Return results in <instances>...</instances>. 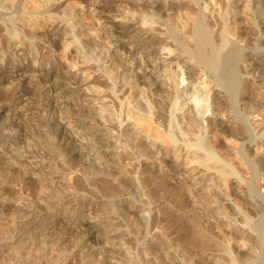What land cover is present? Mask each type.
Segmentation results:
<instances>
[{"label":"bare ground","instance_id":"6f19581e","mask_svg":"<svg viewBox=\"0 0 264 264\" xmlns=\"http://www.w3.org/2000/svg\"><path fill=\"white\" fill-rule=\"evenodd\" d=\"M3 1H7V0H2L1 2H3ZM89 1H91V6L90 5L89 6L92 8L93 11H96V12L99 11L100 8H103V7L104 8L105 7L111 8V7L115 6V4L120 3V2L123 3L125 8L132 9V11H134L133 9L136 10L137 7L140 9L149 8V7L145 6L147 3H149V4H147V6L150 5L151 7L149 9H147V11H149L148 13H150V14L148 15V18L146 19L147 21L144 24L142 23V25L138 21H136V19H134L135 17L133 15L129 16L128 19H125L126 21H122V22L118 21L117 23L115 22L112 25L113 28L116 29L115 30L116 33L121 32V35H120V39L112 38V40H110L109 47L113 46L111 52L102 53L103 49L101 48L100 52L95 53V50L97 49V47L91 46V50H89L88 52L85 51L88 53L86 55V57H88V58H86L82 54L80 56L78 55L77 57L74 56L73 66L78 68L77 70L80 72V74H84L85 72H89V73H91V75H87V77H82V76L78 75V73H77L78 71L76 73H73L71 76H69L70 74H68L66 76L64 75L59 84H57V83L51 84L48 88H46L42 92V94H45V96L47 97V96H50L49 94H51V93L52 94L54 92L55 93H61V92L65 91V93L68 94V98H67L68 100L67 101L64 100L63 104L65 107H67L69 109V111H71V116L70 115L68 116L69 118L71 117L68 124H71V123L75 124V122H82V123H84L83 127H85L87 124H90V126L94 125V127H97V131H96L97 135H93L92 134L93 132L92 133L90 132V134L93 135V137L95 139V141H92V142H95V143H93L94 145H92V147H93L92 149L88 148L89 154L86 155L87 163H88L87 168H88V166H89V168L94 167L95 170L98 169L99 172L102 173L101 170L103 168L100 167L101 162H103L102 159H105L106 157L109 156V157H112V159L114 158L113 160H115V158H118V160L120 162H123V160H122L123 158L127 159L133 155L132 151H128V150L124 149L125 151H123V152L120 150L121 154H119L120 152L118 153L121 156H117L115 154V152L111 150V147H112L114 142L112 143L111 141H109V139H108L109 137L108 138L106 137L109 129L115 131V136H117V139H119L121 141L125 140V142H127L126 144H128L131 140L130 145L133 144L134 146L139 147V148L141 145L144 146L142 144L143 143V141H142L143 136H141L142 135V134H140L141 132L140 133L138 131L132 132L133 131L132 128L135 127L134 124L132 125L133 120L131 121L129 119L124 118L119 122H116V121L114 122V120L110 119L112 117L109 116L110 118L108 119V116H105V119L107 118L108 120L106 123H104L102 121L104 123V124H102L99 121L97 114H99V109L100 110L103 109L104 106L103 105L95 106L94 105L95 103H92L91 101L93 99L95 100L96 97L94 98V96H92L93 94L90 95L86 91H84V86H86V85L92 86V87L97 86L98 88H102V87L106 86V88H107L108 84H111V83H110V80L108 79V74H107L108 70H107V66H106L107 63L106 62L108 61V63H109V60H110L109 65H112L113 62H116L115 59H117L118 56H121V55H119V54H121V52H124V53L126 52V53H128L125 56V59H127L126 60L127 62L125 61L124 63H128V61H129L128 64L129 65L131 64L132 66L131 65L130 66L133 67V69H135V72H134L135 73L134 79H136L135 81H137V80L143 81L144 80V82H146L152 86L154 85L155 91L153 92V94L156 95L159 98V100L161 99V101H162L161 103H158V104H160V106H162V108H161V109H163L162 112H164L165 114H163L164 116L161 114L162 112L160 114L162 117H165L168 120L169 125L172 128H175L173 138L170 140V141H172V145L173 146L175 145V139L174 138L179 137L180 139H182L184 142V144H183L184 146L182 148V150L184 149V152H183L184 155L187 158L189 157V159L193 157L192 163L194 165H196L197 167H199L200 169H202V171H203V173H201L200 171L195 172V174L192 176H189L190 173H188L189 177L187 180H193L194 181V182L192 181L193 186L196 185V188H195L196 193H194V194L191 193L194 190H192L190 192L192 194V197H196L197 199L200 198V199L208 200L207 199L208 197H206L207 193H206V195L202 194L204 192H201L200 189H201V186L203 184L202 180H204L205 177H210V176L212 177L213 174H215V175L219 174V175H221L219 177L223 176L227 180V182H226V180L223 178L224 179L223 181L228 183L227 187L229 188V190H228L229 192L227 195H229V197H230L228 199H231L233 194H235V197H236V191H237L238 187H239V189L241 188L240 190L241 191L243 190L242 193L244 194V192H245V194L247 196L246 200H248L247 204H249V205L245 206L244 208L242 207V211H243L244 216H245L244 220L246 221V224L248 225L247 226L248 231L251 232L256 237V244L255 245H251L250 243H245V244H247L248 247H251V248L253 247L254 254L252 255V257H248V255L245 257L244 255H242V253L236 254L234 257H233V255H232V257H229V255L231 254L230 253L229 255L225 256V257H229L228 261L226 259L227 264H264V196L261 195V193L259 191V189H260L259 184L260 183L257 182L258 180L259 181L262 180L264 182V161L262 160V162H260V161H257L251 157V155H252L251 154L252 153L251 152L252 151V148H251L252 141L255 140L254 139L255 137H263L264 136V102H261L260 99H259V101L257 99L258 102L255 101V102H257L256 106H255V110H256V112H257V110H259L261 112L262 120L259 121L258 123L254 124L253 122H255V121H253V122H251V120L249 121L247 116H246L247 110L250 109L249 107L251 106V105L249 106L248 104L251 102L247 101L246 103H248V104H244L245 106L244 105L240 106V103H242V102L244 103V101H246V99L244 100L242 98L243 97L242 93H243V91L244 92L246 91V90H244L243 86L247 82V80H246L247 78L240 76L238 78L235 77V80H233V81L229 80V81H231V83H229L228 87L230 89H232L231 91L228 88H226V85L222 80V74L224 72L226 73V71L227 72L229 71L231 74L232 73H235V74L237 73L236 75L241 74L242 69H240L238 67V62H243V61L248 62L247 64L245 62L242 63V68L246 65L247 68L250 69V71H248L247 74L252 73V75H253V73L255 74V72H257V71L260 72V70L264 69V57L261 56V52H259L258 55H256V56H253L251 53L252 49L258 50V51L264 50V41H263V36H262V34L264 33V22L263 21L261 22V20L259 19L260 15H261V13H260L261 7L264 6V0H243L244 1L243 2V9L245 10L244 12H247L246 16H249V18L252 20L251 26L248 22V24H249L248 26L250 27V28L248 27L249 29L246 27L244 29L242 27L245 32H249L253 36V38H249V39H247L248 38L247 37L246 40L244 39L245 37H243V34L241 35V32L239 31L238 27H237V29H234L233 32H232V29L230 30V28H231L230 26L233 25L232 27H235V25H234L235 22H232L233 18H231V15H230L231 12H230V10L228 11L229 5L230 4L233 5V3H234L232 0L226 1L225 4H223L224 2H222L223 5H221V6H219L215 0H190L187 2H181L180 0H177L175 7L176 6L187 7L189 9V11L187 13L189 16L187 15L188 18H186V19L181 17V19H179V22L177 21L178 23L175 22V23H171V24L167 20L162 19V17H161L162 16V14H161L162 9L156 8L159 5L160 0H89ZM167 1H169V0H167ZM24 2H25V0H10L9 6L8 5L3 6L4 4H6V2L3 5L1 4V6H0V79L6 80L9 77H12V76L14 77L16 75V73L18 74L19 70H21L24 67H27V70H25V72H23V73L20 72L21 78L20 77L19 78H20V80H24L23 84L26 85V88H29V84L31 82H33V76L31 74H32V71L35 70V66L33 65V63H35V61L37 60V59H35L34 53L39 48L43 49L44 43L42 44V42L45 39H47V41H49V43L51 42L50 44L52 45V46H49L47 48V50H49L51 55L49 56V58L44 60V63L42 65H40L41 70L39 72L40 76L44 77L45 80L49 81L50 78H52V76L55 75V73H56V75H58L61 72L59 69L61 64H60V62L57 61L55 56L54 57L52 56V53L55 50H57L58 46H60V44H61L60 40H61V38H63L62 36H64L63 35L64 32H65V34L68 31L70 32L69 33L70 38H69L67 43H71V44L73 42L75 43V41L77 39L72 38V30H71L72 28H70L71 26H66V24H63V23L61 24V22H63L64 19L60 20V19H58V17L56 18L53 16L57 13L56 8L59 7L58 6L59 2H57L56 0H48V1L44 0V2H42L40 4L41 5L40 8H37L36 4L34 3L33 5H35V6H33V8H32L30 5V7L32 9L27 10V11H26V9H24L25 7H27L26 2H25L26 5L24 4ZM215 4H217V7L215 6ZM23 5H24V7H23L24 12L21 13L20 11H21ZM233 6L235 7L237 5L234 3ZM173 7L174 6H170L165 11L167 12L168 10H172ZM235 8H237V7H235ZM62 11H63V9H62ZM68 11L69 12L71 11L72 15L71 14L70 15L72 18H74L76 16L74 14L75 12H73L72 8ZM25 12H28L27 17L25 16V18H27V22H26V24L23 23L24 27H20L18 24V21L16 20L19 17H17V16L15 17L14 15L20 14L22 16V14L24 15ZM46 14H48V16L51 17V21H53V22H49L48 27L46 26L47 29L44 28L45 23L47 24V22H44L45 21L44 15H46ZM133 14H135V13H133ZM63 16H64V14H63ZM138 16H140V15L138 14ZM230 19H232V20H230ZM20 20L21 19H19V21ZM234 20H236V19H234ZM20 22H22V21H20ZM231 22H232V25H231ZM102 24H103V22H102ZM106 25H108V24H106V22H105V25L103 27L105 28ZM245 25H247V23ZM111 30H113V29L111 28ZM143 34L146 35V37L141 38L143 36ZM76 35H77V33H76ZM81 36H82V33H81ZM81 41L82 40H80V42H76V44H74V45L85 47L86 44L81 42ZM33 42H35V45L33 44ZM24 43H28V46H29V54H27V55H26V53L25 54L23 53L24 49L22 48V46ZM18 45L20 46L18 49L16 47H14V46H18ZM69 46H71V45H69ZM59 48H62V47H59ZM89 49H90V47H89ZM66 50H67V48H66ZM157 51H158V54L155 53ZM173 51H176L177 54L173 55ZM106 53H107V55H106ZM139 53L141 54V55H139V56H141V62H140V59L138 57ZM154 53L158 55V57L156 56L157 59L154 58L155 57ZM189 54L193 55V58L190 57L193 60L186 58ZM60 55L62 58L66 56V55H64V51L59 52V56ZM105 55L107 57H105ZM83 57H85L86 60L83 59ZM65 59H68L67 56ZM244 63H245V65H243ZM177 65L182 66V70H184L186 78L191 79L190 80L191 84L184 89H181L178 87L179 77L181 74L176 69ZM112 66L114 67V65H112ZM112 66H111V68H112ZM125 66H126V64H125ZM148 67H150L152 70H154L156 72L154 80L153 79L151 80L152 77H150V74L147 76H146V74L145 75L142 74V73H144V71H142V69L143 68L147 69ZM244 68L246 69V67H244ZM108 69H110V66L108 67ZM196 69L199 71V74H198V72H195ZM249 69H247V70H249ZM243 71H244V69H243ZM243 71H242V73H243ZM110 72H113L112 69ZM138 73H140V74L138 75ZM231 74L230 75L228 74V75L230 77H232L233 74L232 75ZM197 75L199 78L197 77ZM203 75L204 76L206 75V79L208 81L214 83V85L219 89V91L223 92V95H226L225 91L230 93V94H228V97L226 98V99H228V102L231 101L232 98L235 100L233 104H229L230 102L228 103L230 105L228 110L230 109L229 111L232 112L231 114H233V119H237V121H238V122L236 121L237 124H233L234 123L233 119L229 120L227 123H224L223 121H217L218 119L216 120V119H214V117H212L208 121V123L210 125L209 131L205 130V128L203 126V120H204V112H205L206 108L208 106H212L211 110H214V109L216 110V108L218 109V108H221V106L226 105L227 101H225L226 104H224V102L221 100V98L224 97L223 95L221 98H220V96H218L220 99L219 98L217 99L216 95H215L216 93H214L213 97H210L209 93H210L211 88H210V86H208L209 82H206L207 80H202ZM195 76L198 79H201L202 81L200 82L198 80L199 82H195L192 79ZM230 77H229V79H231ZM225 79H226V77H225ZM234 81H236V82L234 83ZM250 82H253V81H250ZM247 87H249V86H247ZM21 90H26V89L21 88ZM181 93H184L185 96L189 95L188 97H186V98H188L189 104L185 105V104L179 103L177 105V103L180 99V96H182ZM27 94H28V92L25 91V95H27ZM58 95H60V94H58ZM229 95H231V96L229 97ZM241 95H242V97H241ZM69 98H70V100H69ZM250 98H252V97L250 96ZM48 99H49V97H48ZM248 100H250V99L248 98ZM158 102H160V101H158ZM107 107H108V105H107ZM169 107H170V111H169ZM7 109L9 111L10 110L12 111L11 105L6 106L5 108H2L0 110V114L4 113V112L7 113ZM215 110L213 112H215ZM9 111H8V113H9ZM251 111L248 113H251ZM16 113H15V115H16ZM252 113H254V110L252 111ZM7 114L4 113V115H3V116H5V119H6V117L9 118V116H10V115L8 116ZM11 115H13V114H11ZM19 118H20V116H19ZM164 120L165 119H163V121ZM165 123H166V121H165ZM65 124H67V123H65ZM47 126L48 127L46 129H44V131H43V135L45 137L49 138L50 142L48 143L46 141L48 143V144H46L45 142L41 143L43 140L41 142L34 141V143L38 145L37 148H39V153H37V155L39 157L43 156L47 153H48V155H49V153H51L53 155V153L59 152L60 149H62L63 143L65 142L66 135L69 134L68 133L69 130L66 129L63 126V124H61V123L56 124V125H52V123L48 122ZM121 126H123V128H122L123 130L122 129L120 130ZM18 130H21V129L19 128ZM164 130H166V129H164ZM219 130H223L224 132L227 131V132H230V134L231 133L234 134V135L232 134L231 136L234 137L236 144H237V147L239 146L238 150L236 149L237 150L236 152H239L238 155H240L242 157V161L246 165L243 168H246L247 169V170L245 169L246 171H243V170L241 171V169H239L236 165H234L236 163L233 164L232 163L233 161L231 162V160H229L232 156H229L227 154L228 151H226L225 154L229 157H227L224 154V151H225L224 149H223L224 151H222L221 149L216 147V144L214 143V140L212 138L213 135H209V133L210 132H215V133L217 132L218 133ZM96 132H94V133L96 134ZM37 133H39V132H37ZM138 133H139V135H138ZM92 142H91V144H92ZM110 142L112 143V145ZM67 145H70V143H67ZM76 146L77 145L74 144L72 149H70V150L68 149L69 151H67V155L70 154L68 156L65 153H61L62 159H63L61 161H64L63 162L64 164L69 165V162H71L72 160L78 158L80 155L83 154L82 153L83 150L81 149L82 150L81 151L79 149H76L78 147V146L77 147ZM175 146H177V145H175ZM13 147L18 148L20 146L16 144V146H13ZM153 147H155V146H153ZM149 148H147V150L145 148V150L147 151L146 156L149 155V157H150V154H151L150 152L153 149H155L156 147L155 148L151 147L150 149ZM140 149H142V148H140ZM148 149H149V151H148ZM20 150L21 149H19V151ZM76 151H79V153H80V155H78V157H77V155L75 156ZM148 152H149V154H147ZM12 153L13 152H9V150L0 153L1 158L4 161L3 163H5L8 166H10V165L11 166H14V165L18 166L20 168V170H22L23 174H25V175H31V173L33 174V172H35V168L33 170L29 169L23 162L21 163V162L17 161L16 156ZM143 153H145V152H143ZM153 153H155V152H152V155H154ZM90 154L93 155V158H90V156H89ZM181 156H183V155H181ZM53 157H55V156H53ZM57 157H56V160H57ZM132 157H134V156H132ZM131 159H133V158H131ZM76 163H77V161H76ZM61 164L62 163H60V165ZM72 165H74V164H72ZM72 165L68 166L66 169H73L74 167ZM102 165H103V163H102ZM236 168H237V172H234V170ZM98 170H96V171H98ZM128 170L129 169L127 168V171ZM83 171L84 170L81 171L80 169L75 170V172H76L75 175H77V174H78V176H80L79 174L86 175V172L88 174L87 170H85L86 172H83ZM126 172H124V173H126ZM131 172H133V171L131 170ZM12 173L14 174V172H12ZM129 173H130V171H129ZM192 173H193V171H192ZM197 173H200V175L197 176L196 175ZM116 174L118 175V173H116ZM8 175H10L9 171H7V170L2 171V169H1L0 182L2 180H4L6 177H8ZM124 175H126V174H124ZM78 176H76V178ZM128 176L129 175H127V178H128ZM83 178H82V180H83ZM198 178H200L201 180H198ZM79 179H81V178L79 177ZM79 179H77V180L79 181ZM132 179H133L132 177H130L126 180L124 178L123 180H125V181L121 183L122 188H125L127 190L129 189V192L133 193L131 196H129V195L125 196V195L121 194L120 193L121 191H119V189L118 190L116 189L117 187L120 188L119 186H117V184H116L117 187L115 189L119 193L118 194L114 193L113 192L114 190L113 191L110 190V189H114L112 187V184L110 182H109L110 184H107L108 182H106V185L108 186L107 189L110 188L108 193L103 191V193L99 192V195H97V196L95 195V196L88 197V195L86 193L80 192V190L82 188H83L82 190L85 189L82 184H78L77 181H73V182L70 181L71 182L70 187L72 189L70 192L72 193V195H70V196L68 195L69 197L65 201H62V199H60V195L63 191H66V189L69 188L70 184L67 185L68 182L66 185L61 182V184L64 185L63 188L58 189V190H52V191H48V189H46L47 191L44 190L46 187L43 188L42 184H41L42 187L40 185H38L41 187V189L39 187L40 190L37 191L39 193L37 199L40 201L41 204L43 203L44 210L40 209L41 210L40 215L38 214L36 216H31L32 218H30V219H29V215L31 212L29 213V211L27 210L28 211L27 214L25 213L26 216L25 215L20 216L21 217L20 219L14 220L12 223H10V225H11V229L13 232L12 235L13 236L14 235L16 236V234L20 235L22 233V231L25 230L26 227L29 228V225L33 222V219L35 217H37V219H36L37 222H39L41 224V227L43 226V228L40 229V230H42L43 236L40 235L41 237L37 238L36 241L35 240L32 241L29 244L30 247L27 250H22L19 253L17 251L18 256L22 257L23 261H29L30 257L25 258L24 256H29L31 253H33L34 249L36 248V250L39 251L38 256L45 257L46 256L45 254H48V252H49L47 247L45 246V243H46L45 238H47V234L53 236L54 235L53 232L54 233H64L67 230H70V231L76 230L78 233L79 231L84 229L83 231H85V232H84L83 238L80 237L81 239L77 241L74 253L71 254L74 256L72 257L69 254L72 258H74V260L76 259V261H75L76 264H108L109 260L115 259V258L117 259L116 260L117 262L119 261V259H123V262H120V261L118 262L121 264H140L138 260L142 259L141 257H143V261H145L146 263L148 262L147 258L148 259H149V257L152 258V262H148L149 264L150 263L151 264H211L210 261L204 262V263L198 262L199 260L196 261V259H197L196 255H198V251H197L198 249L199 250L201 249L200 250L201 252H203V251L207 252L208 253L207 255H209V257L211 259H213L214 255L216 253L215 249H216V243L218 240H216V243H215V241H214L215 239H213V236L211 235L212 232L210 233V231H208L206 228H204L202 226V222H200V220H201V218L199 219L200 216H196V214H197L195 212L196 209L193 211V205L191 207L189 206L191 204L189 202H191V200H192L191 198H189L190 193L187 194L186 192H184L180 189L179 190L180 191L179 196L177 194L176 195L177 197H176L172 194H166L168 191L165 194H162V192L160 194H158V193H155L157 190L156 191L154 190L155 192H153L152 191L153 189H149L151 191H147V192L145 191L146 192L145 194L148 193L146 195V197L144 196L145 198H142L139 203H136L135 200H137V197H138V196L136 197L137 192H136V190H132V189L137 188V190H138V187H133ZM135 179L147 187H148V184H150L147 182L148 178L144 179V180L138 179V178H135ZM135 179H133V180H135ZM215 179H216V177H215ZM90 180H91V178H90ZM209 180H211V179H209ZM15 181H16V179H15ZM182 182H183V180H182ZM5 183H7V182H5ZM208 183H209V181H208ZM214 183H216V181ZM91 184H92V182H91ZM92 185H94V184H92ZM113 185H115V183ZM134 185L137 186L136 184H134ZM24 186H25V184H24ZM181 186H183V185H181ZM59 187H61V186H59ZM96 187H97V185H96ZM32 188H33V186H32ZM215 188H217V187L215 186ZM182 189L184 190L185 187ZM225 189H227V188L225 187ZM122 190H124V189H122ZM84 191H86V189ZM105 191H107V190L105 189ZM117 191H115V192H117ZM202 191H203V189H202ZM110 192H113V193H110ZM226 192H227V190H226ZM122 193H124V192H122ZM207 196H209V195H207ZM196 198H195V200H196ZM243 198H244V196H243ZM88 200H93L96 202V203L94 202L95 205L93 206V208H94L93 214L94 215L93 214L91 215L95 218V220H94L95 222L84 220V217H83L84 214L82 215V209H81V207H79L80 203L87 202ZM153 200L155 202H157L154 205L152 204ZM246 200L243 201V204ZM212 202L213 201L209 200V202L207 203L206 208L208 211L211 210L212 207H214L212 205ZM35 203H38V202H35ZM180 203H183V206H181ZM17 204H19V203H17ZM14 205L15 204H13V206ZM23 205H28V203H26V201H24ZM9 206H11V204L8 203L6 201V199L4 200V198H3V200H0V210L3 211L5 208H7ZM37 206H39V205H37ZM229 206H230V204H229ZM34 207H36V206H34ZM18 208L24 209V207H20L19 205H18ZM228 208H231V210H232L234 207L233 208L228 207ZM156 211H157V213L161 214L162 217H163V215L165 216L166 214L171 216L172 212L177 211L178 218H180L179 224L181 225L180 230H178V231H180V234L182 235V236L180 235L181 238H184L186 240L183 239L184 241L180 242V245H179V244L174 243L171 239H168V237H167L168 235L166 233L165 234L167 236L162 234L160 229L163 225L158 228V226L160 225L158 223L159 219L158 218L156 219L155 218L156 215L155 216L153 215V213H156ZM212 211H214V210H212ZM222 212H224V211H222ZM169 213H171V215ZM231 213H233V212H231ZM234 215H236V214H234ZM91 216H90V219H91ZM150 216H151V218H150ZM130 217H132L133 219L130 220L131 219ZM215 218L226 220L227 216H225L223 214H221V216H217V214H216ZM163 221H165V220H163ZM39 223H37V225ZM34 224H36V223H34ZM130 228L133 229V231L130 230ZM232 228H234V227H232ZM232 228H231V230H233ZM236 228H239V227H236ZM228 230H230V229H228ZM233 231H235V230H233ZM221 232H223V231H221ZM128 233H129V235L131 233H133L131 235L130 241H134V243H136V245L140 248V250H138V252H136L134 250V248H132V246L129 247L130 243L128 244V246H126L127 244H125L124 239L128 235ZM78 234H76V235H78ZM231 237H233V236H231ZM73 238H75V237H73ZM94 241H96L97 244L101 245V247L99 249H98V247L97 248L95 247ZM246 242H247V240H246ZM131 244H132V242H131ZM63 246H65V245H63ZM51 247H52V245H51ZM221 248H222V246L218 245L216 250L220 249V252H221ZM62 249H64V247ZM228 249H229V246H228ZM61 251H60V249H58V252H61ZM196 251H197V254L195 255ZM26 252H28L30 254L28 255V253H26ZM223 252H226V250ZM227 252H230V249L227 250ZM25 253L27 255H25ZM216 254H218V253H216ZM149 255H151L152 257ZM220 255H222V254H220ZM147 256H149V257H147ZM218 256H219V254H218ZM71 257H70V259H71ZM221 257H223V256H221ZM62 260H60L59 262H55V263L53 262V264H67L68 263V262L65 263V261L64 260L62 261ZM149 261H151V259ZM145 262H143V263H145ZM153 262H155V263H153Z\"/></svg>","mask_w":264,"mask_h":264},{"label":"rangeland","instance_id":"374dc122","mask_svg":"<svg viewBox=\"0 0 264 264\" xmlns=\"http://www.w3.org/2000/svg\"><path fill=\"white\" fill-rule=\"evenodd\" d=\"M1 1L2 0H0V6H1V4L3 5L5 2H6V4H4L3 6H7V5L9 6L10 5V0L9 1L8 0L7 1H3V2H1ZM45 1H48V0H45ZM56 1L59 2V5H58L59 7L56 8V12L57 13L55 15H53V16L56 17V18L58 17V19H60V20L64 19L63 22H61V24L63 23V24H66V26H71L70 28H72L71 29L72 30V38L77 39L75 41V43L74 42L72 44L71 43H67L69 38H70V36H69L70 32L68 31V32H66V34L64 32V34H63L64 36H62L63 38H61V40H60V43H61L60 46H58L57 50H55L52 53V56L53 57L55 56L57 61L60 62V64H61V66L59 68L60 71H61L60 74L56 75V73H55V75H53L52 78H50L49 81L45 80L44 77L39 75V72L41 70L40 69V67H41L40 65H42L44 63V60L49 58V56L51 55L49 50H47V48L49 46H52L50 44L51 42L49 43V41H47V39H45L42 42V44L44 43L43 44V46H44L43 49L39 48L34 53L35 59H37V60L35 61V63H33V65L35 66V70L32 71L31 75L33 76V82H31L29 84V88H26V85L23 84L24 80H20V78H21L20 74L25 72V70H27V67H24L21 70H19L18 74L16 73V75L14 77L13 76L9 77L6 80H1L0 79V110L2 108H5L6 106H10V105H11V109H12V111L11 110L9 111L7 109V113L9 111L8 114L6 112H4L8 116L10 115L9 118L6 117V119H5V116H3L4 113L0 114V117H1L0 120L2 121V122L0 121V153L9 150V152H13L12 154H14L16 156L17 161H19L21 163L23 162L31 170H33L35 168V172H33V174L31 173V175H25V174H23L22 170H20V168L18 166H16V165L8 166L5 163H3L4 161H3V159L1 158V155H0V160H1L0 161V172H1V169H2V171H4V170L6 171L7 170L10 173V175H8V177H6L4 180H2L0 182V197H1L0 200H3V198H4V200L6 199V201L11 204V206L5 208L3 211L0 210V264H19V263L22 264L23 262H24L23 264H37V263L38 264H48V263L49 264L50 263L53 264V262L54 263L55 262H59L62 259L65 261V263L68 262L67 264H74V263L76 264V262H75L76 259L74 260V258H72L74 255H71V254H73L74 251H75V247H76L77 241L80 240L81 238H83L84 232H85V231H83L84 229L79 231L78 232L79 234L77 233L76 230L75 231L67 230L64 233H54L53 232V234H54L53 236L47 234V238H45V242H46L45 246L47 247L49 252H48V254H45L46 256L44 255L45 257L38 256L39 251L36 250V248L34 249L33 253H31V254L28 253L29 251L26 252V253H28V255L29 254L31 255V256L30 255L29 256H24L25 258L26 257L27 258L30 257L29 261H23V258L18 256V253L20 251L27 250L30 247L29 244L32 241H34V240L36 241L37 238L43 236L42 235V230H40V229L43 228V226L41 227V224L39 222H37V220H36L37 217H35L33 219V222H32L33 224L31 223L29 225V228L26 227L25 230H23V229H22L23 231L21 230L22 231V233H21L22 235L21 234L20 235L16 234V236L15 235L13 236L12 235L13 232H12L10 223H12L14 220L20 219L21 218L20 216L25 215V213L27 214L28 211H29V213L31 212L30 215L28 214L29 215V219L32 218L31 216H36L38 214L40 215L41 210H44V205H43V203L41 204L40 201L37 199L38 195H39V193L37 191H39L42 186H43V188L46 187L44 190L48 189V191H52V190H58V189L63 188L64 185L61 184V182L64 183L65 185L68 182L67 185H69L71 182L77 181L78 184H82L83 187L86 189V191H84L85 189L82 190L83 189L82 188L81 189L82 191L80 190V192H84V193H86L88 195V197H90V196H95V195L97 196V195H99V192L103 193V191L108 193L109 189H110V188L107 189L108 186L106 185V182H108L107 184H110V183L112 184V187L114 189H110V190L111 191L114 190L113 191L114 193L118 194L119 192L117 190L119 189V191H121L120 192L121 194H123L125 196H127V195L131 196L133 193L129 192V189L127 190L125 188H122L121 183L124 182L126 179H128L130 177H132L133 179L138 178V179H142V180L148 178L147 182L150 183V184H148L149 188L147 186L141 184V182L137 181L136 179H135L136 181L132 179L133 187H138V190H137V188L135 189V188L132 187L133 188L132 190H136V192H137L136 197L138 196L137 200H135V202L139 203L140 200L142 198H145L146 195L148 194V193L147 194H145V193L147 191H151L149 189H153L152 190L153 192H155L157 190L155 193H158V194H160L161 192H162V194H165L168 191L166 194H172L174 196H176L177 194L179 196V192H180L179 190L180 189L182 191L186 192L187 194L190 193L192 190H194V191L191 192L192 194H194V193H196V191H195L196 185L193 186V182L194 181L193 180H187V179H188L189 176L194 175L195 172H199L200 171L201 173H203L202 169H200L199 167H197L196 165H194L192 163V158L193 157L189 159V157L187 158L184 155V153H183L184 149L182 150V148L184 146L183 145L184 142H183L182 139H180L179 137L174 138L175 139V145H177V146H175V145L173 146L172 145V141H170V140L173 138L174 131H175L174 129L175 128H172L169 125L168 120L165 117L161 116V114L162 115L165 114L164 112H162L163 111V109H161L162 106H160V104H158V103H161L162 101H161V99L159 100V98L156 95L153 94V92L155 91L154 85L152 86V85L144 82V80L143 81H141V80L135 81L136 80V79H134L135 69H133V67H131L132 66L131 64H130L131 66L128 64L129 61H128V63H124L127 60V59H125L126 54H128L126 52L125 53L121 52V54H119L121 56H118V58L115 59L116 62H113V64H112V65H114V67L112 65H109L110 64V60H109V63H108V61L106 62L107 63L106 66H107V70H108L107 71L108 79L110 80V83L112 85L108 84L107 88H106V86H104L102 88H98L97 86L96 87L95 86L92 87V86H87L86 85V86H84V91H86L90 95L93 94L92 96H94V98L96 97L95 100L93 99L91 101L92 103H95L94 104L95 106H101V105L104 106V108L101 109L102 111L99 109V114H97V117H98L99 121L102 124L106 123L107 120L110 117H112L110 119L114 120V122L115 121L119 122V121H121L124 118L125 119H129L131 121L133 120L132 125L134 124L135 127H133L134 129L132 128L133 131L132 130L131 131L132 132H137L138 131L139 133L141 132L140 133V134H142L141 136L144 137V138L142 137V141H143L142 144L144 146L141 145L140 148H142V149H140L139 147H136L133 144H131L134 147L133 148L130 145L131 140H130V142L128 144H126L127 142H125V140L121 141V140L117 139V136H115V131L109 129L110 131L108 130V134L106 135V137L107 138L109 137L108 139L112 143L114 142L113 145L110 142L111 145H112V147L110 146L111 150L114 151L117 156H121V155H119V154H121V151L122 152L125 151V150L132 151L133 152L132 156H134V157L131 156L130 158H127V159L123 158L122 160H123L124 163L120 162L118 160V158H115V160H113L114 158L112 159V157L108 156V157H106L107 159L104 157L105 159H102L103 162H101V165H100V167L103 168V169L101 168L102 169L101 170L102 173L99 172L98 169H96V170H98V171H96L94 167L93 168L91 167L93 170L91 168H89V166L87 168V164L88 163H87L86 155L89 154V152H88L89 149H92L93 148L92 145H94L93 143H95V142H92V141H95L93 135H97V132H96L97 131V127H94V125L90 126V124H87L85 127H83L84 123H82V122H75V124L73 123L74 125L72 123L68 124L69 120L71 118V117L69 118L68 116L69 115L71 116V111H69V109L67 107H65L64 104H63L64 100H66V101L68 100L67 99L68 98V94H66L65 91L61 92V93H55L54 92L53 94L51 93L52 95L49 94L50 96H47V97L45 96V94H42V92H43V90L48 88L51 84H54V83L59 84L61 82L62 77L64 75L66 76V75L70 74L69 76H71L73 73H76L78 71L77 70L78 68L73 66V64H74V62H73L74 61V59H73L74 56L77 57L78 55L80 56L82 54L83 56L86 57V55L88 54L87 52L89 50H91V46H96L97 47V49L95 50V53L96 52L97 53L100 52L101 48L103 49L102 53L111 52L113 46L109 47L110 40H112V38L120 39V35H121V32H117L116 33V31H115L116 29H114L112 25L115 22L117 23L118 21L119 22L126 21L125 19H128V17L131 16V15H133L135 17L134 19H136V21H138L142 25V23L144 24L147 21L146 19L148 18V15L150 14V13H148L149 11H147V9H149L151 6L150 5L147 6V4H149V3H147L145 6L149 7V8H142L141 7L142 9H140V8L137 7L136 10L133 9L134 11H132V9L125 8L123 3L120 2V3H117L118 5L115 4V6H113L111 8H106V7L105 8L104 7L100 8L101 11L99 10V11H97L98 12L97 13L96 11H93L92 8L90 7L91 6V1H89V0H56ZM180 1L181 2H187V1H190V0H180ZM215 1L218 3L219 6H221V5L225 4V2L228 1V0H215ZM232 1L237 5V6H235L237 8H235L233 6L234 5L233 2H232L233 5L230 4L229 7H228V11L230 10L231 13L233 12L232 14L229 12L230 15H231V18H233V20L232 19H230V20H232V22H235L234 23L235 27H232L233 25H232V22H231L232 26H230L231 27L230 30L232 29V32H233V30L237 29V27H238L239 31L241 32V35L243 34V37H245L244 38L245 40H246L247 37H248L247 39L253 38L252 34H250L249 32H245L244 31L245 27L248 28L249 24H250V26L252 25V22H251L252 20L249 18V16H246L247 12H244L245 11L243 9V2L244 1L243 0H232ZM25 2H26L27 5L25 4ZM25 2H24V4L28 8L25 7L24 9H26V11H27V10H31L33 8V6H35V5H33L34 3L36 4L37 8H40L41 7L40 4L42 2H44V0H42V1L41 0H25ZM222 2H224V3L222 4ZM176 3H177V0H169V1L160 0L159 1V5L156 7L157 9H159V8L162 9L161 10L162 19L167 20L170 24L171 23H175L177 21L179 22V19H181V17L186 19L189 16L187 14L189 9L187 7H185V6H180V7L176 6L175 7ZM30 5H31L32 8L30 7ZM170 6H174L173 9L172 10H168L166 12L165 10L167 8H169ZM215 6L217 7V4H215ZM23 7H24V5L22 6V9L20 11L21 13L24 12ZM71 8H72L73 12H75L74 14L76 15L74 18L71 17V15H72L71 11L70 12L68 11ZM62 9H63V11H62ZM133 13H135V14H133ZM260 13H261V15H260L259 19L261 20V22L262 21L264 22V6L261 7V12ZM63 14H64V16H63ZM138 14L140 16H138ZM27 15H28V12H25L24 15L22 14V16L20 14L19 15L18 14L14 15L15 17L16 16L19 17L16 20L18 21V24H19L20 27H24V24H26L27 18H25V16L27 17ZM121 18L122 19L124 18V19L122 20ZM19 19H21L20 21H22V22H20ZM234 19H236V20H234ZM44 20H45L44 22H47V24L45 23L44 28L47 29L49 22H53V21H51V17H49L48 14L44 15ZM102 22H103L104 25H105V22L108 25H106V27L104 28L103 27L104 25L102 24ZM248 22H249V24H248ZM246 23H247V25H245ZM111 28L113 30H111ZM75 32L77 33V35H76ZM81 33H82V36H81ZM262 36H263V41H264V33L262 34ZM144 37H146V35L143 34V36L141 38H144ZM80 40H82L81 42L85 43L87 47L86 46L82 47V46L74 45V44H76V42H80ZM33 44L35 45V42H33ZM69 45H71V46H69ZM14 47H16L18 49L20 46L18 45V46H14ZM59 47H62V48H59ZM89 47H90V49H89ZM22 48L24 49V51H23L24 54L25 53H26V55L29 54L28 43H24ZM66 48H67V50H66ZM61 51H64V55H66L68 59H65L66 56L63 57V58L61 57V55L59 56V52H61ZM85 51H87V52H85ZM158 51L155 52V53L158 54ZM259 52H261V56L264 57V50H262V51L253 50V49L251 50V53H252L253 56L258 55ZM107 53H106V55H107ZM155 53H154V56H155L154 58L157 59L158 55L155 54ZM174 54L175 55L177 54L176 51H173V55ZM106 55H105V57H107ZM139 55H141V54L140 53L138 54V57H139L140 62H141V56H139ZM191 55L192 54H189L186 58L190 59V60H193V59L190 58V57L193 58V55L192 56ZM85 57H83V59L86 60V58H88V57H86V58ZM243 62H245L246 64L248 63L247 61H243ZM243 62H238V67L240 69H242L240 75H236L237 73L236 74L232 73L233 74L232 75L229 71L228 72L226 71V73L224 72L222 74V80L225 83L226 88H228L231 91L232 89H230L228 87V85H229V83H231V81L235 80V77L238 78L240 76H243L244 78H247L246 79L247 82L243 86L244 90H246L245 92L243 91V93L245 95L243 93H242L243 97L241 95V97L244 100L246 99V101H244V103L243 102L240 103V106L244 105V104H248V103H246L247 101L251 102V103L248 104L249 106L250 105L251 106L250 107L248 106L250 109L247 110L246 116H247L249 121L250 120H251V122L255 121V122H253L255 124V123H258L259 121L262 120L261 112L259 110H257V112H256L255 106H256V103L259 101V99H260L261 102H264V78H263L264 77V69L260 70V72H258V71L255 72V74L253 73V75H252V73L251 74H247L248 71H250V69L247 68L245 63L243 65H245L244 67H246V69L244 67L242 68V63ZM125 64H126V66H125ZM109 66H110V69H108ZM111 66H112V68H111ZM111 69H112L113 72H110ZM176 69L181 74L180 77H179L178 87L181 88V89H184V88L188 87L191 84L190 83L191 79L186 78L185 72H184V70H182V66L177 65ZM243 69H244V71H243ZM247 69H249V70H247ZM196 70H195V72H198V74H199V71L198 70L196 71ZM142 71H144V73H142V74H144V75L146 74V76L150 74V77H152L151 80L152 79L154 80L155 74H156V72L154 70H152L150 67H148L147 69L143 68ZM242 71H243V73H242ZM77 73H78V75H80L82 77H87V75H91V73H89V72H85L84 74H80V72L78 71ZM140 73H138V75ZM228 74L229 75L231 74L233 78L230 77ZM197 77H198V75H197ZM197 77L195 76L192 79L195 82H199V81L201 82L202 80H207L206 79V75L202 76V78H203L202 80L198 79L199 77L198 78ZM225 77H226V79H225ZM229 77L231 79H229ZM229 80H231V81H229ZM250 81H253V82H250ZM206 82H209L208 86H210V88H211L210 93H209L210 97H213L214 93H216L215 94L216 98L218 99L219 98L218 96H220V98H221L222 95H223V92L219 91V89L214 85V83H212V82H210L208 80ZM235 82L236 81H234V83ZM247 86H249V87H247ZM21 88H25L26 90H21ZM25 91L28 92L27 95H25ZM225 92H226V95H223L224 97H222L223 99L221 98V100L224 102V104H226L225 101H227L226 105L221 106V108H218V109L216 108V110L214 109L215 112H213L214 110H211L212 106H208L206 108L205 112H204L203 126H204L206 131H209V128H210L209 126L210 125H209L208 121L212 117H214V119H216V120L218 119L217 121H223L224 123H227L229 120L233 119V114H231L232 112L229 111L230 109L228 110V108L230 107L229 104H233L235 100L232 98L231 101H229L230 102L229 103L228 99H226V98L228 97V94H230V93H228L227 91H225ZM58 94H60L61 96L58 95ZM181 95L182 96H180V99H179L177 105L179 103L185 104V105L189 104L188 98H186L189 95L185 96L184 93H181ZM230 96L231 95H229V97ZM250 96L252 98H250ZM48 97H49V99H48ZM248 98L250 100H248ZM257 99H258V101H257ZM69 100H70V98H69ZM158 101H160V102H158ZM255 101H257V102H255ZM106 104L108 105L109 108L107 107ZM251 110L252 111L254 110V113H252ZM169 111H170V107H169ZM250 111H251V113H248ZM15 113H16V115H15ZM11 114H13V115H11ZM19 116H20V118H19ZM105 116H108V119L107 118L105 119ZM163 119H165V120L163 121ZM165 121H166V123H165ZM236 121H237V119H233V122H234L233 124H237L238 121L237 122ZM48 122L52 123V125H56V124H59V123L63 124V126L66 129L69 130L68 131L69 134L66 135L65 142L63 143L62 149H60L59 152L53 153V155L51 153H49V155H48V153H47V154L39 157L37 155V153H39V148H37L38 145L35 144L34 141L41 142L43 140L41 143L45 142L46 144H48L50 142V139L43 135L44 129H46L48 127L47 126ZM65 123H67V124H65ZM123 126L120 127V130L123 128ZM19 128L21 130H18ZM164 129H166V130H164ZM37 132H39V133H37ZM90 132L91 133L93 132L92 133L93 135H91ZM94 132H96V134ZM225 132L223 130H219L218 131L219 134L217 132L216 133L215 132H210L209 135H213L212 138L214 140V143L216 144V147H218L222 151L225 150L224 154L226 153V151L229 152V153L227 152V154L229 156H232L231 158L233 159L232 160L230 158L229 160H231V162L233 161L232 162L233 164L236 163L234 165H236L239 169H241V171L242 170L246 171L247 169L243 168L246 165L242 161V157L240 155H238L239 152H236L238 150L239 146L237 147V144H236V141H235L234 137L231 136L233 133L230 134V132H227V131H225ZM139 133H138V135H139ZM254 139L255 140H253L252 143H251V148H252L251 157L253 159L257 160V161L262 162V160L264 161V142H263L264 141V136L263 137H255ZM90 141L92 142V144H91ZM67 143H70V145H67ZM16 144L19 145L20 147H18V148L17 147H13V146H16ZM74 144L78 146V147L76 146L77 147L76 149H79V150L82 149L83 150V151L81 150L82 153H83L82 154L83 156L80 155L79 151H76L75 152V156L77 155V157H78V155H80L78 157L79 159L76 158V159H74L75 161L72 160L71 162H69V165L64 164L63 163L64 161H61V160H63L61 153H65L67 155V151L72 149ZM153 146H155L156 148L153 147ZM144 147L146 148V150L149 147L150 148L151 147L155 148V149H153L154 151L152 150L150 152L151 153L150 157H149V155L146 156V152L147 151L145 150ZM19 149H21V150L19 151ZM149 149H148V151H149ZM143 152H145V153H143ZM152 152H155V153H153L155 156L152 155ZM147 154H149V152ZM68 155H70V154H68ZM181 155H183V156H181ZM53 156H55V157H53ZM89 156H90V158H93V155L90 154ZM229 156H227V157H229ZM56 157H57V160H56ZM131 158H133V159H131ZM76 161H77V163H76ZM60 163H62V164L60 165ZM71 163L74 164V165H72ZM102 163H103V165H102ZM70 165H72L74 168L73 169H66ZM127 168L129 169L128 171H127ZM74 169L75 170H79L80 169L81 171L84 170L83 172H86L85 170H87L88 174L90 173L89 174L90 176L87 174V172H86V175H81V174H79L80 176H78V174L75 175L76 172H75ZM131 170L133 172L135 171L134 172L135 174L133 172H131ZM191 170L193 171V173H192ZM129 171H130V173H129ZM12 172H14V174ZM124 172H126V173H124ZM234 172H237V168L234 170ZM116 173H118V175ZM188 173H190L189 176H188ZM16 174L17 175L19 174V175L17 176ZM124 174H126V175H124ZM127 175H129L128 178H127ZM196 175L198 176V175H200V173H197ZM76 176H78V177L76 178ZM219 176H221V175L213 174L212 177L211 176L210 177H205V179L202 180L203 184H202L200 190H201V192H204L202 194L206 195V193H207V195H209V196L206 195V197H208L207 198L208 200H204V199H200V198H199L200 199L199 200L196 197H192L191 193L189 194L191 197L188 195L189 198L192 199L191 202H189V203H191L189 206L191 207L193 205V211L196 209L195 210V212L197 213L196 216H200L199 219L201 218L200 222H202V226L204 228H206L208 231H210V233L212 232L211 235L213 236V239H215L214 240L215 243H216V240L219 241V242L217 241V243H216V249H217L218 245L222 246L221 252H220V249H218V250L215 249L216 253H218L219 256H218V254L215 253L213 259H211L209 257V255H207L208 254L207 252H205L203 250H202L203 252H201L200 251L201 249L200 250L198 249L197 250L198 251V255H196L197 251H196L195 255L197 257L196 261L199 260L198 262H200V263H202V262L204 263V262L210 261L211 264H225V263L227 264L228 258L232 257V255L234 257L236 254H241L242 253V255H244L245 257L247 255H248V257H252V255L254 254L253 247L252 248L248 247L247 244H245V243H250L251 245H255L256 244V237L251 232L248 231V227H247L248 225L246 224V221L244 220L245 216H244V213L242 211V207L244 208L245 206L249 205V204H247L248 200H246L247 196H246L245 192L243 194L242 193L243 190L241 191L240 190L241 188L239 189V187H238V189L236 191V197H235V194H233L231 199H228L230 197H229V195H227L228 192H229L228 191L229 188L227 187L228 183H226L227 180L225 179V177H223V176L219 177ZM79 177L81 179H79ZM89 177L91 178V180H90ZM215 177H216V179H215ZM14 178L16 179V181H15ZM82 178H83V180H82ZM124 178H125V180H123ZM200 178H198V180H201ZM223 178L226 180V182L223 181L224 180ZM77 179H79V181ZM209 179H211V180H209ZM182 180H183V182H182ZM208 181H209V183H208ZM215 181H216V183L218 182L217 183L218 185L216 183H214ZM5 182H7V183H5ZM91 182L94 185H92ZM257 182L260 183L259 184V186H260L259 191H260L261 195L264 196V186H263L264 182L262 180L261 181L258 180ZM114 183H115V185H113ZM24 184H25V186H24ZM41 184H42V186H41ZM116 184L120 188H118L116 186ZM134 184H136L137 186H135ZM38 185H40L41 187L38 186ZM96 185H97L98 188L96 187ZM181 185H183V186H181ZM32 186H33V188H32ZM59 186H61V187H59ZM70 186H71V184L69 185V188H67L68 190L66 189V191H63L61 193L60 199H62V201H65L70 195H72V193L70 192L72 190ZM215 186L217 188H215ZM39 187H40V189H39ZM184 187H185V189L183 190L182 188H184ZM225 187L227 189H225ZM105 189L107 191H105ZM122 189H124V190H122ZM202 189H203V191H202ZM226 190H227V192H226ZM115 191H117V192H115ZM113 192H110V193H113ZM122 192H124L125 194L122 193ZM243 196H244V198H243ZM195 198H196V200H195ZM209 200L214 202V203L212 202V205L214 207H212V209L208 211L206 207H207V203L209 202ZM244 200H246L244 202V204L246 203L245 205L243 204ZM24 201H26V203H28V205H23ZM35 202H38V203H35ZM94 202L95 201H93V200H88L87 202L79 204L80 205L79 207H81V209H82V215L84 214L83 215L84 220H86V221L95 222L94 221L95 218L93 216H91L93 214V211H94L93 206L96 203V202L95 203ZM17 203H19V204H17ZM156 203L157 202H155L153 200L152 204L154 205ZM13 204H15L14 205L15 207L13 206ZM229 204H230V206H229ZM18 205L20 207H24V209L18 208ZM37 205H39V206H37ZM180 205L183 206V203H180ZM34 206H36V207H34ZM228 207H232V208L234 207L233 209L235 211L233 209H232L233 210L232 211L231 208H228ZM212 210H214V211H212ZM220 211L221 212L224 211V212L221 213ZM231 212H233V213H231ZM169 214L171 215V213H169ZM216 214H217V216H221V214H223V215L227 216V219L226 220L225 219H217V218H215ZM234 214H236V215H234ZM153 215L154 216L156 215L155 218L159 219L158 223L160 225L158 224L159 225L158 228L161 227L162 225L164 226V227L162 226L160 230H161L162 234H164V235L167 234L168 235V236L166 235L168 237V239H171L174 243L179 244V245H180V242L186 240L184 238H181L182 235L180 234V231H178V230H180L181 225L179 224V219L180 218H178L177 211L172 212L171 216L166 214L165 216L163 215V217H162V215L157 213V211H156V213H153ZM90 216H91V219H90ZM130 218H131L130 220L133 219L132 217H130ZM150 218H151V216H150ZM163 220H165V221H163ZM34 223H36V224H34ZM37 223H39L40 225L39 224L37 225ZM231 226L234 227V228H232ZM236 227H239V228H236ZM231 228L233 230H235V231L231 230ZM228 229H230L231 231L228 230ZM130 230L133 231V229H131V228H130ZM221 231H223V232H221ZM129 233L124 239L125 244H127L126 246H128V244L130 243L129 247L132 246V248H134V250L136 252H138V250H140V248L136 245V243H134V241H130L131 240L130 239L131 235L133 233H131L130 235H129ZM74 234L75 235L78 234V235L75 236ZM231 236H233V237H231ZM73 237H75V238H73ZM246 240H247V242H246ZM131 242H132L133 245L131 244ZM50 244L52 245V247H51ZM63 245H65V246H63ZM94 245H95L96 248L98 247V249L101 247V245L97 244L96 241H94ZM228 246H229L230 252H227V250H229ZM63 247H64V249H62ZM58 249H60V251L62 250L63 252L62 251L58 252ZM225 250H226V252H223ZM17 251H18V253H17ZM26 253H25V255H27ZM220 254H222V255H220ZM227 255H229V257H225ZM149 256H151V255H149ZM149 256H147V257H149ZM221 256H223V257H221ZM70 257H71V259H70ZM141 258L142 259L138 260L140 264H149L148 262H152V258H150V257H149V259L147 258V260H148L147 263L145 261H143V257H141ZM150 259H151V261H149ZM226 259H227V261H226ZM111 260H109L108 264H121V263H118V262L119 261L123 262V259H119L118 262L116 261L117 260L116 258L115 259H111ZM142 261L145 262V263H143ZM153 263H155V262H153Z\"/></svg>","mask_w":264,"mask_h":264}]
</instances>
